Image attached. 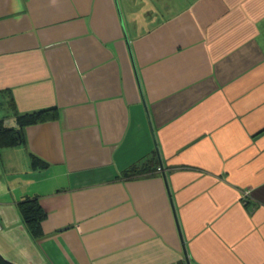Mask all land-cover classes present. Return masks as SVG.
I'll list each match as a JSON object with an SVG mask.
<instances>
[{"label":"crops","instance_id":"obj_1","mask_svg":"<svg viewBox=\"0 0 264 264\" xmlns=\"http://www.w3.org/2000/svg\"><path fill=\"white\" fill-rule=\"evenodd\" d=\"M40 109L0 148L5 259L187 264L180 232L189 264H264V0H0V119Z\"/></svg>","mask_w":264,"mask_h":264},{"label":"trees","instance_id":"obj_2","mask_svg":"<svg viewBox=\"0 0 264 264\" xmlns=\"http://www.w3.org/2000/svg\"><path fill=\"white\" fill-rule=\"evenodd\" d=\"M55 111L54 109H40L37 111L18 114L15 117L14 125L6 124L0 119V148L21 144L24 142V128L30 124L43 122L51 119ZM156 152L146 161L138 164H132L123 169L120 177L124 179H136L142 176L153 174L159 167L157 164ZM33 164H39L43 161L31 154ZM18 211L25 227L30 234L37 235L39 233L40 223L45 215L44 210L40 207L36 196H24L17 202ZM0 264H15L8 261L0 254Z\"/></svg>","mask_w":264,"mask_h":264},{"label":"water","instance_id":"obj_3","mask_svg":"<svg viewBox=\"0 0 264 264\" xmlns=\"http://www.w3.org/2000/svg\"><path fill=\"white\" fill-rule=\"evenodd\" d=\"M117 7H118V5H117ZM118 11H119V7H118ZM155 152H156V156H157V159H158V162H159V167L162 168V161L160 159V154L158 152L157 147H155ZM162 175H163V177L165 176L164 172H162ZM179 238H180V241H181V244H182V249H183V252H184V256H185V259H186V263L189 264L188 256H187V253H186L185 248L183 246V241H182V237H181L180 232H179Z\"/></svg>","mask_w":264,"mask_h":264},{"label":"built area","instance_id":"obj_4","mask_svg":"<svg viewBox=\"0 0 264 264\" xmlns=\"http://www.w3.org/2000/svg\"><path fill=\"white\" fill-rule=\"evenodd\" d=\"M158 169H159V167H158ZM0 229H1V224H0Z\"/></svg>","mask_w":264,"mask_h":264}]
</instances>
